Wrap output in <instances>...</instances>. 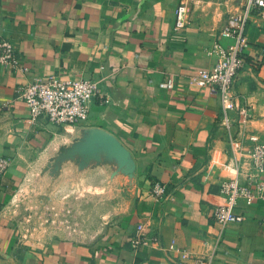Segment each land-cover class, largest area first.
Returning <instances> with one entry per match:
<instances>
[{"label":"crops","instance_id":"crops-1","mask_svg":"<svg viewBox=\"0 0 264 264\" xmlns=\"http://www.w3.org/2000/svg\"><path fill=\"white\" fill-rule=\"evenodd\" d=\"M180 3L188 13L177 30ZM242 5V0H0V37L13 40L30 70L17 77L0 62V157H12L0 174V258L21 264H184L185 250L212 258L211 264H264L263 202H240L244 218L238 223L223 225L213 217L226 199L222 180L238 176L249 184L251 160L232 150L220 124V94L191 82V75L213 64L215 56L206 49ZM247 36L251 46L242 54L235 90L252 108L247 131L264 140V14L253 16ZM231 42L222 38L225 46ZM52 75L103 77L112 102L92 100L88 118L78 124L33 122L16 89ZM168 78L174 87L161 86ZM56 145L102 148L100 174L97 168L79 172L78 156H71L74 170L60 175V217L71 221L79 211L78 219L94 228L88 235L30 222L19 212L16 201L31 163L39 151ZM116 145L133 170L121 214L113 217L107 201L73 209L68 196L78 201L82 194L107 193L101 180L110 177ZM156 182L166 184L170 195L152 194ZM139 222L158 234L157 243L134 246Z\"/></svg>","mask_w":264,"mask_h":264},{"label":"built area","instance_id":"built-area-1","mask_svg":"<svg viewBox=\"0 0 264 264\" xmlns=\"http://www.w3.org/2000/svg\"><path fill=\"white\" fill-rule=\"evenodd\" d=\"M242 3V11L227 17L216 40L206 49L208 55L215 56L213 64L202 69L199 74L191 75V82L220 94L223 108L220 124L227 131L232 150L239 158L247 154L251 160L250 185L244 184L238 176L225 178L221 182V191L226 199L215 208L213 217L223 225L243 220L244 215L238 212L240 202L264 203V140L247 131L246 125L253 117L252 108L242 102L235 90L236 77L243 65L242 54L251 46L247 27L255 14H264V0H242ZM187 13V6L180 3L176 9L175 29L186 25ZM222 38H232V42L225 46ZM262 51L264 52V47ZM0 62L9 66L17 77L30 73L11 38L0 37ZM104 68L105 65L102 66ZM105 83L103 77L67 79L52 75L35 77L31 82L18 86L16 92L28 105L31 121H47L58 126L74 125L88 118L89 103L92 100L97 99L100 104L105 105L112 102V95L104 87ZM161 86L174 87V79L164 80ZM11 162V156L0 157V174ZM151 192L158 198L170 195L168 186L162 182H156ZM262 224L264 225V217ZM158 241L159 236L154 230L148 229L145 223L137 224L135 247L152 245ZM182 258L184 264L212 262V258L192 257L185 250H182Z\"/></svg>","mask_w":264,"mask_h":264},{"label":"rangeland","instance_id":"rangeland-1","mask_svg":"<svg viewBox=\"0 0 264 264\" xmlns=\"http://www.w3.org/2000/svg\"><path fill=\"white\" fill-rule=\"evenodd\" d=\"M78 137L79 136L76 138ZM82 138L90 139L91 137L88 135L85 136V138L82 136ZM101 149L102 148L99 147L96 148L86 145L67 148L56 145L49 151H39L35 156V163H31L30 165V173L16 201L19 212H25L30 222H32L33 219H39V224L47 221L48 224L51 222L52 226L61 230L77 232L81 236L90 234L89 232L94 228L87 226L85 220L78 219L81 218L79 211L75 212L74 210L72 212L71 221L69 220V216H67V221L60 217L59 198L62 192L59 188L60 175L62 171L63 176H70L74 170V165L68 162V160L72 158L71 156H78V165L80 166L79 172L82 167V172L89 168H97L100 174V171H104L101 168L100 160H98L102 155ZM113 159V163H110L112 169L109 167V171L112 170L110 177L108 180H106V178L101 180L104 181L102 186L107 183L106 194H82L77 196L78 201L75 200L76 197L68 196L66 203L72 205L73 209L77 205L80 210L81 206L86 208L100 207L107 201L110 212L113 213V217L120 215L123 211L124 202L128 200L130 196L133 170L130 163L123 161L122 148L117 145L114 147ZM72 160H74V158ZM101 181H99V186L101 185ZM64 202L63 200V203ZM0 264L21 263L15 259L0 258Z\"/></svg>","mask_w":264,"mask_h":264}]
</instances>
